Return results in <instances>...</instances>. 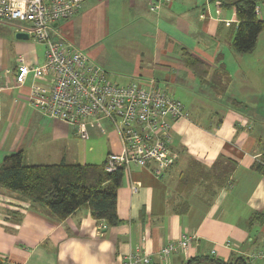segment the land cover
<instances>
[{"label": "crops", "instance_id": "crops-1", "mask_svg": "<svg viewBox=\"0 0 264 264\" xmlns=\"http://www.w3.org/2000/svg\"><path fill=\"white\" fill-rule=\"evenodd\" d=\"M236 1L171 0L153 13L150 0H128L126 7L122 0H107L106 6L113 4L125 15L157 17L142 18L148 23L140 29L143 33L123 38L119 61L98 64L109 79L124 85L154 80L182 102L185 116L173 122L172 164L163 176L153 173L152 164L125 172L117 190L120 223L115 227L96 220L89 206L57 220L40 204L0 187V260L123 264L128 253L139 249L152 264H213L234 256L264 264V220L251 225L256 213L264 215V173L256 170L264 158V32L252 53L234 50L239 23L230 5ZM257 15L264 21V4ZM4 22L0 20V160L22 151L28 165H102L109 153H119V134L107 121L101 123L104 133L93 127L83 140L74 127L30 103L33 84L49 79L30 74L18 86V58L42 65L45 57L40 60L15 38L23 28ZM184 51L210 66L205 80L186 66ZM221 69L229 77L225 89L214 83ZM155 75L161 80L147 78ZM133 183L140 187L135 194ZM184 235L194 237L189 250L160 259L161 249Z\"/></svg>", "mask_w": 264, "mask_h": 264}, {"label": "built area", "instance_id": "built-area-1", "mask_svg": "<svg viewBox=\"0 0 264 264\" xmlns=\"http://www.w3.org/2000/svg\"><path fill=\"white\" fill-rule=\"evenodd\" d=\"M85 1L0 0V20L28 24L21 31L46 46L42 65H29L22 56L18 58L16 83L23 86L30 74L36 79H49L48 83L33 84L30 103L46 116L74 127L83 140L89 139L93 127H100L104 133L102 121L110 123L119 134L122 149L106 156V172L123 169L130 173L134 166L152 164L153 173L163 176L173 161V122L185 116L184 105L154 80L149 87L114 84L103 67L61 36L59 23L73 18ZM170 1L150 0L149 9L159 13ZM52 34L60 40L54 41ZM139 188L135 183L131 186L134 194ZM193 240V236L184 235L168 243L161 249L160 259L188 251ZM123 264H152V259L137 249L123 258Z\"/></svg>", "mask_w": 264, "mask_h": 264}, {"label": "trees", "instance_id": "trees-1", "mask_svg": "<svg viewBox=\"0 0 264 264\" xmlns=\"http://www.w3.org/2000/svg\"><path fill=\"white\" fill-rule=\"evenodd\" d=\"M260 4H264V0H238L230 5L234 8L239 23L233 40V48L239 54L252 53L259 36L264 32V21L257 15ZM183 59L186 66L201 80L207 78L210 73L208 64L188 51L183 52ZM214 75V83H221L219 88L225 89L229 84V77L224 70H217ZM24 158L23 152L17 151L0 161V187L22 194L32 202L40 204L57 220H64L77 209L89 206L96 220L106 221L109 227L120 223L117 190L124 178L123 169L108 173L104 169V163L82 165L60 162L28 165ZM256 170L264 173V158L262 163L256 165ZM263 220L264 215L256 213L251 225ZM212 263L250 264L244 256H234L226 262L212 260ZM0 264L11 263L0 260Z\"/></svg>", "mask_w": 264, "mask_h": 264}, {"label": "rangeland", "instance_id": "rangeland-1", "mask_svg": "<svg viewBox=\"0 0 264 264\" xmlns=\"http://www.w3.org/2000/svg\"><path fill=\"white\" fill-rule=\"evenodd\" d=\"M122 1L123 5L126 7L128 0ZM105 3H107V0H87L73 18L61 21L57 29L65 40L83 50L91 61L97 64H101L102 62L103 64L105 62L114 64L121 58L119 56L118 47L121 43H125L123 38L128 37V33H135L136 36L141 35L143 31H140V29L146 28L148 24L142 21V18H148L147 20H150V18L149 16L139 15L140 13L125 15L123 9L116 11L112 9L114 6L113 4L108 7ZM150 17L154 21L157 20L156 15H150ZM4 23L5 25H12L15 28L28 27V24L16 20L5 21ZM133 28H135V30H132ZM146 36L151 38L152 34L149 33ZM52 38L54 41L60 40L59 37H55L53 34ZM20 41L29 45L32 54H36L40 60H43L46 52V46L44 44L37 43L32 39ZM110 71L114 72L112 70ZM147 78H158L161 80L162 77L155 75V77L152 76ZM110 80L114 84H127L115 81L111 78ZM133 82L139 86L149 87V83L146 82L132 81V83ZM160 88L167 90L163 85ZM169 93L171 94V92Z\"/></svg>", "mask_w": 264, "mask_h": 264}, {"label": "water", "instance_id": "water-1", "mask_svg": "<svg viewBox=\"0 0 264 264\" xmlns=\"http://www.w3.org/2000/svg\"><path fill=\"white\" fill-rule=\"evenodd\" d=\"M15 38L18 40H30V35L27 32L19 31L15 34Z\"/></svg>", "mask_w": 264, "mask_h": 264}]
</instances>
